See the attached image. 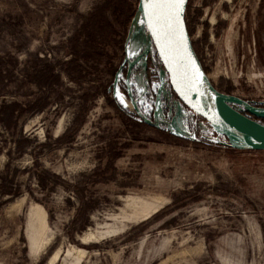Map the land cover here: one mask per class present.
Masks as SVG:
<instances>
[{"label": "rangeland", "instance_id": "rangeland-1", "mask_svg": "<svg viewBox=\"0 0 264 264\" xmlns=\"http://www.w3.org/2000/svg\"><path fill=\"white\" fill-rule=\"evenodd\" d=\"M140 1L0 0V264H264V150L180 100ZM186 18L216 87L264 108V0Z\"/></svg>", "mask_w": 264, "mask_h": 264}, {"label": "water", "instance_id": "water-1", "mask_svg": "<svg viewBox=\"0 0 264 264\" xmlns=\"http://www.w3.org/2000/svg\"><path fill=\"white\" fill-rule=\"evenodd\" d=\"M164 1L167 18H172L173 37L168 44L161 40L158 2ZM189 0H141L140 6L152 42L162 62L171 86L180 100L200 114L211 126L227 137L234 147L264 150V108L252 106L239 96L219 90L208 75L192 41L186 18ZM186 87L198 109L181 92ZM238 104L244 108L235 107ZM238 142V143H236Z\"/></svg>", "mask_w": 264, "mask_h": 264}, {"label": "bare ground", "instance_id": "bare-ground-1", "mask_svg": "<svg viewBox=\"0 0 264 264\" xmlns=\"http://www.w3.org/2000/svg\"><path fill=\"white\" fill-rule=\"evenodd\" d=\"M158 20L160 22L159 30L161 31V40L166 45L170 42V40L173 37V22H172V18H167L164 1L158 2ZM180 89L181 92L188 98V100H190L193 104H195V106L198 109L204 111V105L196 103L193 100L192 94L186 87L181 85ZM30 221H31L32 229L34 231L33 240L34 243L36 244V247L39 248L44 244L45 241L40 236L41 233L45 230L46 224L45 221L43 220L42 214L41 215L37 214L35 210L31 211ZM36 242H38L39 244H37Z\"/></svg>", "mask_w": 264, "mask_h": 264}, {"label": "snow or ice", "instance_id": "snow-or-ice-1", "mask_svg": "<svg viewBox=\"0 0 264 264\" xmlns=\"http://www.w3.org/2000/svg\"><path fill=\"white\" fill-rule=\"evenodd\" d=\"M179 2H180V3H182V2H183V0H179Z\"/></svg>", "mask_w": 264, "mask_h": 264}, {"label": "trees", "instance_id": "trees-1", "mask_svg": "<svg viewBox=\"0 0 264 264\" xmlns=\"http://www.w3.org/2000/svg\"><path fill=\"white\" fill-rule=\"evenodd\" d=\"M175 94V93H174ZM202 118V117H201Z\"/></svg>", "mask_w": 264, "mask_h": 264}]
</instances>
